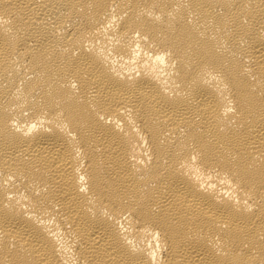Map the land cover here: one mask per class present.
<instances>
[{
	"label": "bare ground",
	"instance_id": "1",
	"mask_svg": "<svg viewBox=\"0 0 264 264\" xmlns=\"http://www.w3.org/2000/svg\"><path fill=\"white\" fill-rule=\"evenodd\" d=\"M0 264H264V0H0Z\"/></svg>",
	"mask_w": 264,
	"mask_h": 264
}]
</instances>
